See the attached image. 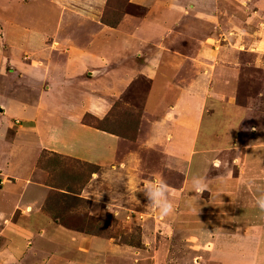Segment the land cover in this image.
<instances>
[{"label": "crops", "instance_id": "obj_1", "mask_svg": "<svg viewBox=\"0 0 264 264\" xmlns=\"http://www.w3.org/2000/svg\"><path fill=\"white\" fill-rule=\"evenodd\" d=\"M34 1L39 3L42 0ZM50 1L61 9L58 19L54 6L45 13L29 0H0V41H4L3 37H25L44 57L33 56V49L20 40L18 45L8 46L7 53L4 45L0 52V143L4 144L0 149V165L9 173L12 155H16L13 162L21 163L15 169L16 173L0 184V207L3 208H0V227L5 232L2 236L4 243H8L6 225L11 221L8 216L12 213L17 219L11 221L14 232L11 234L9 231V234L20 241L19 244L26 240L25 236L22 240L19 238L24 233L21 230L31 234L41 223L38 208L50 188L41 182L38 174L30 175L32 168L29 163L39 160L42 153H47V158L56 155L55 159L59 161L78 162L93 169L83 192L77 195L89 201L86 213L94 217L106 213L107 208H112L115 213L121 211L127 217L142 208L148 213L152 207L154 215H158L165 224L173 223L174 219L185 223L191 209L185 208L183 214L182 199L187 197L190 187L189 175L195 173L194 168H188L193 156L185 163L188 159L185 154L191 157L204 129L203 125L200 126L202 111L194 105L198 98V89L196 91L194 87L202 77L192 71L200 65L210 75L208 83L215 82L221 71H226L223 74L230 78L235 72L232 65L228 68L224 64L229 59L222 55V50L213 48V38L207 37L211 25L203 16L213 14L210 0H169L168 6L163 4V7L167 6L166 10H162V0H129L127 8L130 5L146 7L147 12L143 16L125 14L115 25H105L101 20L106 0H78L77 9L70 8L66 0H44L43 3ZM64 3L69 7L65 9L63 6L67 5ZM259 7L256 12L263 15V1ZM227 20L225 18L224 21ZM169 23L173 27L168 29ZM61 29L66 35L59 49H54L46 39L56 38ZM248 32L247 36L254 39L249 51L257 55L256 61H264V31ZM46 45L54 50L49 48L47 52L44 49ZM26 50H31L27 54L30 59L33 57L32 60L21 58L20 61L13 57L20 52L24 57ZM181 78L187 91L178 86L175 106L168 109L173 86L177 85L176 81L182 82ZM22 88L27 93L30 89L36 92L25 98L21 96L24 94ZM183 94H186L185 103ZM184 111L185 121L182 119ZM157 113L160 116L154 118ZM171 114L176 117L174 122L168 119ZM86 118L94 120L97 125L89 123ZM18 120L22 126L15 128ZM183 121L184 125H181ZM211 122L207 119L208 124ZM180 125L181 131L177 128ZM29 153H32L30 157ZM202 153L206 159L210 157L209 162L219 160L212 154L209 156L208 151L203 150ZM6 154H10L11 159ZM145 161H148L147 172L166 184L171 179L181 178L179 189L169 187L166 194L174 204V210L168 216H161L158 206L148 204V201L136 207L124 204V201L136 198V189L128 193L131 189L137 188L142 192L146 186L141 183ZM141 163L143 169L140 168ZM160 166L163 168L161 172ZM185 175L187 185L182 191ZM88 188L95 191L93 195H87ZM109 191L113 199L108 196ZM110 199L113 204H110ZM149 218L154 220L156 217ZM217 220L219 217L215 218ZM199 223L194 224L198 226ZM48 225L46 223L39 231L45 233ZM48 229L52 230L51 227ZM80 236L87 239V245L91 244L90 241H99L93 236ZM78 237L75 232L56 229L51 238L71 244L70 241ZM193 239L189 244L195 247H207L206 242L213 243L210 236L204 242L198 237ZM236 248H223L214 254L216 248L213 250L210 245L208 250L201 249V253L209 254L207 264H263L264 252L255 258L254 253L248 254L245 249L239 251ZM5 257L6 252L1 251L0 264H5ZM195 260H198L195 264H201L202 257Z\"/></svg>", "mask_w": 264, "mask_h": 264}, {"label": "rangeland", "instance_id": "obj_2", "mask_svg": "<svg viewBox=\"0 0 264 264\" xmlns=\"http://www.w3.org/2000/svg\"><path fill=\"white\" fill-rule=\"evenodd\" d=\"M29 1L32 5L37 4L34 6L46 11L45 13H49L51 7L54 6L51 1V3H43L44 0H38L39 3L34 0ZM128 1L106 0L102 8L101 20L103 23L115 25L116 19L121 20L125 14L143 16L147 12L148 8L146 7L130 5L127 8ZM260 1L264 2V0H214V2L210 0L209 6L213 14L203 16L204 20H207L206 23L211 25L210 35L207 37L213 38L215 43L213 48L222 50V55L230 60L224 64L228 65V68L232 65L235 72L234 77L231 75V78L223 74L226 71L218 72V79L208 83L210 75L200 65L192 71L195 75L199 74L202 77V80H198V86L194 87L196 91L198 89V98L194 105H198V110L202 111L200 126L203 125L204 129L200 133L195 149L192 150L191 157L185 154L186 159L188 158L185 163L189 159L191 161L193 156L192 163L188 165V168H194L195 172L189 175L190 187L187 189V197L182 199L183 214L185 208L190 207L191 209L187 220H184L185 223L174 219L173 223L165 224L158 215H154L152 207H149L148 213L146 209L142 208L135 211V214L129 213L127 217L124 213H120L121 211L117 210L115 213L112 208H107L105 209L106 213L94 217L90 215L91 213H86L89 201L78 198L93 169L78 162L59 161L55 159L56 155L47 158V153L45 155L40 153L39 160H32L29 167L32 168L30 175L38 174L41 182L50 188L38 208L42 216L41 223L36 231L32 230L34 232L31 234L27 233V230H21L24 233H21L19 238L22 240L25 236L26 240L23 244H19L20 241L17 242L9 234V231L11 234L14 232L11 221L17 219L16 214L12 213L11 216H8V219L9 217L11 219L6 225L7 233L5 235L8 243H4L5 239L2 236L5 232L0 227V253L1 251L6 252L5 264H195L198 262L195 258L199 257H202L201 264H207V260L210 259L209 254L201 253V249L208 247L206 249L208 250L210 245L213 250L216 248L214 254L220 249L232 246L237 247L236 250L239 251L245 249L248 254L254 253L255 258L264 252V210L256 205V199L264 195V61L255 60L257 55L249 51V46L253 44L254 39L251 35L247 36L246 34L249 33L248 31L252 33L264 31V12H262L263 15L256 12L260 8ZM66 2L69 3L70 8H78V0H66ZM65 3L64 5H67ZM169 3V0H162V10H166ZM163 4H167V6L163 7ZM68 5L63 7L66 9L69 7ZM55 8L57 9L55 16L58 19L61 9ZM224 17L229 21H224ZM172 27L173 24L169 23L168 29ZM237 34L244 38L238 37ZM65 35L66 33L61 29L59 36L50 37L49 40L46 39V42L54 49L57 47L59 49ZM168 36H171L170 32ZM3 38L4 41H0V52L4 45V51L7 53L9 51L7 47L18 45L19 40L31 50L33 49V44L25 37ZM49 48L47 45L44 47L46 51L50 50ZM31 50L25 51V58L22 56L24 54L22 52L17 54L19 56L13 55V57H17L16 59L20 61L21 58L28 60ZM32 52L33 56L43 57L37 48H34ZM44 56H47V53ZM32 59L33 57L30 60ZM181 81H176L177 85L173 86L172 100L167 102L168 109L175 106L178 86L183 87L184 92L185 89L187 91L182 78ZM21 90L24 92L21 96H25V98L32 97L36 92L34 89H30L29 93L25 88ZM183 97L185 103L186 94H183ZM185 115L184 111L182 119ZM159 116L160 113H157L154 118ZM174 117L171 114L168 119L174 122L176 118ZM207 119L212 120L211 124L207 123ZM86 120L97 125V122L90 118H86ZM184 121L183 124L181 122L180 124L184 125ZM21 123L20 121L15 123V128L22 126ZM98 125L100 126V123ZM181 125L177 127L180 131ZM207 126L210 128H206ZM2 128L6 130V128ZM2 147L4 144L0 143V149ZM30 150L34 153L33 149ZM203 150L208 151L209 156L212 154L217 159L219 158L218 167L214 166V162H209L210 157L209 160L206 159L202 153ZM10 153L12 155V152ZM14 153L16 154V152ZM32 153H29V157ZM6 155L11 159L10 154ZM5 157L8 159L7 156ZM0 158L2 157L0 156ZM15 159L16 155H12V160L9 161V173H6L2 168L3 165H0V184L2 181H8L10 176L16 173L15 169L20 167L21 163L13 162ZM142 164L141 169H143ZM147 165L148 161H145L144 178L141 180V183L144 182L146 186L158 180L157 177L147 172ZM162 170L163 168L160 166L159 171ZM200 178L203 179L207 187L196 195L193 181ZM174 180H176L175 183ZM186 181L185 175L182 191L187 185ZM179 182L181 183V178L178 180L175 178L168 181L167 185H170L169 187L173 190H178ZM146 186L142 192L137 188L131 189L128 193L136 189V198L124 201L125 206L127 204L131 207L141 206L142 203L145 205L147 201L148 204H151L152 202L145 195ZM65 192H69L70 195ZM94 192L91 188L86 190L89 196ZM107 194H110L108 196L113 199L111 191ZM110 201V204H113L111 199ZM129 202L132 203L129 204ZM0 208L3 210L2 207ZM123 209L125 212L126 207ZM139 212L141 214H138ZM211 214L214 217H210ZM132 215L137 219L131 218ZM149 217L156 218L153 220ZM216 217H219V220L215 221ZM152 220L153 222H151ZM192 222L200 223L197 226ZM46 223L50 224L46 227V232L39 231L45 227ZM48 227H51L52 230L49 231ZM201 228H204L205 231ZM56 229H60L62 232H75L79 237L71 240V244H63V239L54 240L51 238ZM15 232L18 237V229ZM80 235L93 236L99 241L97 243L90 241L91 244L87 245V239ZM209 236L213 243L206 242L207 247H195L196 245L189 244L195 240L193 239L195 237L204 242ZM214 258L217 259V257Z\"/></svg>", "mask_w": 264, "mask_h": 264}, {"label": "clouds", "instance_id": "obj_3", "mask_svg": "<svg viewBox=\"0 0 264 264\" xmlns=\"http://www.w3.org/2000/svg\"><path fill=\"white\" fill-rule=\"evenodd\" d=\"M220 161H214V166H219ZM206 184L203 182V179L200 178L197 181H193V188L197 194H200L203 190L206 189ZM169 186L162 180L159 179L153 183H149L146 186L145 195L149 200L156 206H158V211L161 216H168L174 210V204L168 198ZM256 205L261 210H264V195L256 199Z\"/></svg>", "mask_w": 264, "mask_h": 264}, {"label": "trees", "instance_id": "obj_4", "mask_svg": "<svg viewBox=\"0 0 264 264\" xmlns=\"http://www.w3.org/2000/svg\"><path fill=\"white\" fill-rule=\"evenodd\" d=\"M118 19H116V21H117ZM116 21H115V24H116Z\"/></svg>", "mask_w": 264, "mask_h": 264}]
</instances>
